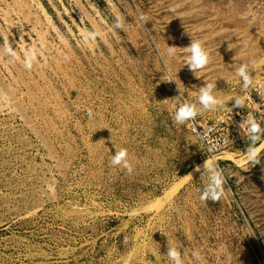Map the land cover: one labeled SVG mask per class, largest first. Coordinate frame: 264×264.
Wrapping results in <instances>:
<instances>
[{
	"label": "rangeland",
	"instance_id": "374dc122",
	"mask_svg": "<svg viewBox=\"0 0 264 264\" xmlns=\"http://www.w3.org/2000/svg\"><path fill=\"white\" fill-rule=\"evenodd\" d=\"M191 40L209 53L195 75ZM8 41L21 59L0 51V264H171L168 244L184 264L193 250L202 264H264V150L248 164L243 124L264 127V0H0ZM32 44L43 57L26 69ZM242 63L257 90L242 89ZM206 83L223 109L198 104ZM178 88L194 123L173 122ZM233 97L245 107L231 112ZM228 129L238 141L209 151L204 134ZM121 148L131 175L111 165ZM206 159L227 180L215 203L199 199Z\"/></svg>",
	"mask_w": 264,
	"mask_h": 264
},
{
	"label": "clouds",
	"instance_id": "9594fccd",
	"mask_svg": "<svg viewBox=\"0 0 264 264\" xmlns=\"http://www.w3.org/2000/svg\"><path fill=\"white\" fill-rule=\"evenodd\" d=\"M140 20L144 21V16H140ZM112 29H122L123 19L121 16L117 15L115 17L114 24L111 25ZM99 33L95 31H89L85 36L84 40L87 42L89 40L94 41ZM19 46V45H18ZM14 49L12 45L8 42L2 44V51L5 55L11 58L12 61H18L21 59L18 55L17 48ZM187 54L185 60V65H187L194 73V75L201 70L206 69L209 64V53L203 47L202 43L198 40H191L189 46L184 47ZM168 53L170 56L174 55V47H169ZM42 58L43 54L40 48L35 44H32L23 49V65L26 69H31L33 63L37 59ZM249 64L242 63L240 67L236 70V75L242 81V89L245 91H251L253 89L257 90L258 82L253 79L250 74ZM216 85L206 83L205 86L199 88L198 104L203 110L215 112L224 108V102L215 95ZM179 89V88H178ZM183 93L179 89V94L173 98L175 104L177 105L175 113L173 115V122L178 125H185L187 122H195V118L201 114L200 108H197L195 104L189 103L183 99ZM234 100L232 107L228 108L233 111V108L245 107V102L243 98L233 97L230 101ZM93 115L92 110L88 109V116L91 118ZM246 125V134L249 141L246 149V160L249 163L256 164L260 161V153L264 148L261 147V142L264 141V127L257 120L255 116L247 115L246 119L243 121ZM211 151V149H209ZM111 165L113 167H120L126 171V174L131 175L133 173V165L129 160V153L127 149L121 148L115 151V154L111 157ZM196 172H200V177L204 180L203 188L200 190L199 199L201 202H218L225 194V185L227 183L226 177L224 175L223 169L220 168L219 164L214 160L206 159L203 163L202 170L201 166L195 168ZM181 245L169 246L166 257L171 262V264H184V254L180 251ZM194 264H202L203 257L199 250H193L191 253Z\"/></svg>",
	"mask_w": 264,
	"mask_h": 264
},
{
	"label": "built area",
	"instance_id": "2783aa9c",
	"mask_svg": "<svg viewBox=\"0 0 264 264\" xmlns=\"http://www.w3.org/2000/svg\"><path fill=\"white\" fill-rule=\"evenodd\" d=\"M203 137L206 142L211 145L209 146L211 148V151L216 154H220L224 150L231 147L230 145L232 143L238 141L239 132L235 130L231 131L228 129L226 134H221V137L219 139L212 138L209 132H206Z\"/></svg>",
	"mask_w": 264,
	"mask_h": 264
}]
</instances>
